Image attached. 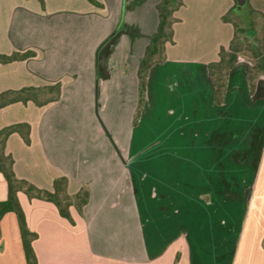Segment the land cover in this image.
Instances as JSON below:
<instances>
[{"label": "crops", "instance_id": "0c3cea01", "mask_svg": "<svg viewBox=\"0 0 264 264\" xmlns=\"http://www.w3.org/2000/svg\"><path fill=\"white\" fill-rule=\"evenodd\" d=\"M97 1L0 0V53L34 52L0 62V94L38 88L0 107V129L30 128L29 143L18 131L6 140L15 174L90 191L82 210L70 206L73 222L18 192L38 263L264 264V74L251 93L252 62L239 56L218 104L209 68L234 37L222 20L234 0H183L136 124L161 0ZM8 194L0 171V201ZM0 264H27L14 211L0 220Z\"/></svg>", "mask_w": 264, "mask_h": 264}, {"label": "trees", "instance_id": "16d2710c", "mask_svg": "<svg viewBox=\"0 0 264 264\" xmlns=\"http://www.w3.org/2000/svg\"><path fill=\"white\" fill-rule=\"evenodd\" d=\"M40 1L42 4L45 3V0ZM89 1L100 5V2L97 0ZM182 5L183 0H161L157 5L159 24L145 49L144 56L139 65L140 96L134 118L135 124L138 122L145 104L147 80L151 67L166 58V45L167 43L174 42L173 25L177 21L175 11ZM237 6V0H234V5L223 15L224 21L233 23L235 27L234 37L227 47L222 46L220 48L219 60L209 63L212 81L215 86V100L218 104L222 103L225 98L230 71L245 49L249 51L248 57L252 62L248 75L251 93L255 92L258 76L262 73L264 74V12L255 9L248 0L246 7L249 19L247 20L246 17H242L243 9L238 10ZM33 55L34 52L31 50L24 52L17 51L12 54L0 53V62L25 59ZM48 88L56 93V96L50 98V100L58 98L61 92V84L56 83ZM37 89L30 87L0 94V107L9 101H27L28 99H32L31 93ZM7 95H10V97H6ZM29 129L27 123L14 124L0 129V171L4 174L9 188L8 198L0 201V220L9 211H14L17 214L27 264H39L33 246V241L38 235L28 227L25 212L18 199V192L22 190L31 198H41L54 202L58 206L61 215L73 222L69 210L70 206L74 204L82 210L83 206L89 202L90 191L88 188H83L75 195L68 194V179L65 176L55 179L53 190L39 188L28 180L16 176L13 168L14 158L5 150L6 140L11 133L18 131L23 135L25 141L29 143Z\"/></svg>", "mask_w": 264, "mask_h": 264}, {"label": "rangeland", "instance_id": "374dc122", "mask_svg": "<svg viewBox=\"0 0 264 264\" xmlns=\"http://www.w3.org/2000/svg\"><path fill=\"white\" fill-rule=\"evenodd\" d=\"M247 4L244 6V8H243V13H242V17H246L247 18V20L249 19V14H248V12H247ZM180 8V7H179ZM178 8V9H179ZM177 9V10H178ZM176 10V11H177ZM228 12V11H227ZM245 12V13H244ZM226 14V13H225ZM177 18V17H176ZM222 20H223V16H222ZM224 21V20H223ZM225 22H227V21H225ZM260 29H261V23H260ZM248 54H249V51L247 50V49H245L242 53H241V55L240 56H244V57H247V58H249L248 57Z\"/></svg>", "mask_w": 264, "mask_h": 264}, {"label": "water", "instance_id": "95a60500", "mask_svg": "<svg viewBox=\"0 0 264 264\" xmlns=\"http://www.w3.org/2000/svg\"><path fill=\"white\" fill-rule=\"evenodd\" d=\"M247 2L248 0H237L238 3L237 9L242 10L244 6L247 4Z\"/></svg>", "mask_w": 264, "mask_h": 264}]
</instances>
